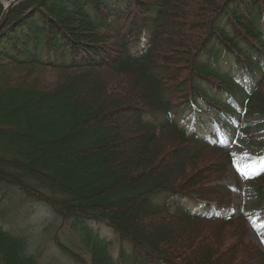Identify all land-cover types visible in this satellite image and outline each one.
Listing matches in <instances>:
<instances>
[{
	"label": "trees",
	"instance_id": "1",
	"mask_svg": "<svg viewBox=\"0 0 264 264\" xmlns=\"http://www.w3.org/2000/svg\"><path fill=\"white\" fill-rule=\"evenodd\" d=\"M4 9L0 3V21ZM263 21L264 0L15 3L0 27V61L13 70L0 85V200L3 186L17 187L70 220L74 238L59 245L78 264H264V252L246 241L245 206L228 205L212 219L169 201L176 193L227 201L229 192L210 183L236 154L215 141L217 132L206 139L176 117L195 111L199 99L226 132L231 112L264 114ZM186 26L185 40L174 42ZM43 71L69 80L39 86L24 78ZM117 115L129 118L141 144L136 160L118 162L114 173L102 170L89 146L101 143L94 124ZM241 136L264 156L250 125ZM69 150L78 154L68 157ZM167 157L174 158L162 172ZM252 182L264 200V172ZM138 202L147 234L131 208ZM157 219L168 225L164 238ZM171 231L185 240L170 241ZM24 241L0 225V264H44Z\"/></svg>",
	"mask_w": 264,
	"mask_h": 264
},
{
	"label": "rangeland",
	"instance_id": "2",
	"mask_svg": "<svg viewBox=\"0 0 264 264\" xmlns=\"http://www.w3.org/2000/svg\"><path fill=\"white\" fill-rule=\"evenodd\" d=\"M11 1L12 0H0V3L2 6H6ZM185 28L184 37L177 34L176 38H173L174 42L185 40V36L188 34V30H190L187 26ZM11 71L13 72L7 63L0 61V85L2 84L3 86V84H7L9 79L12 78L10 73ZM81 76L84 77L83 75ZM24 78L31 79L32 81L39 79L37 80L39 81V86H47L53 83L64 84L69 80L67 75L62 77V75L44 71L43 73H34L32 76H26ZM75 78L77 77L75 76ZM90 79L93 78L90 76ZM75 80H73V82H75ZM26 83L29 84L30 82ZM83 84L84 80L82 84L80 83L81 94L89 91L87 90L88 87H84L85 84ZM12 97H15L16 103H18L20 98H22L15 95ZM84 98L86 99V97ZM203 112L206 118L212 119L211 112L205 111V107H203ZM248 122L252 125L253 132L264 139V116H250L248 118ZM184 123L185 122H182V124ZM94 126L92 125V127H94L93 134L101 139V143L100 145L93 143L90 144L89 148L92 147L93 149V153L90 155L95 156L97 158V162L103 161V171L109 169V172L113 171L116 173L118 169L115 168V166L118 162L125 165L127 161L131 163L133 160H136L135 158L139 155L138 152L141 141L136 132L133 131L135 126H131V122L127 116H107L103 118L102 122H97ZM126 129H130V131L127 132ZM86 137H88V135ZM37 139L41 138L37 137ZM85 140L86 139L83 141ZM228 142L229 149L233 151L240 153L247 151L246 145L244 146L240 141L228 140ZM66 154L68 157H73L78 153L73 152V150H69ZM172 158L174 157L164 158L165 160H163L162 164L159 166L160 171H168V167L170 166L169 160ZM247 165L248 164L245 160L240 161L238 166L229 168V171L224 179L220 178V180H216L213 184L215 185L219 183L234 190L229 198V200L231 199V205L237 203L246 204L250 211L248 224L249 231L246 241L255 244L259 249L264 251V202H259L255 190L248 181L244 171V168ZM93 186L96 188V184ZM1 191L5 193V196L3 197V200H0V225H2L5 230L16 236H23L28 250L30 253H35L37 255L39 262H44V264L49 262H51V264H78L71 257L66 255L59 245V240L69 243V241L74 238L73 234H71L68 229V226H70V220H64L61 216L56 214L48 203L41 201L38 198L35 199L27 196L24 192L18 190L17 187L3 186ZM131 208L134 209L135 215L139 219L142 232L147 234L146 231L149 232L148 229H150V227L147 220L142 216L144 215L143 205L138 202L137 204L132 205ZM154 222L160 232L164 234L162 237H166L168 232H170L168 230V225H165L166 223L162 222L160 219H157ZM99 227L102 234H104L103 228H101V226ZM171 232L172 235L170 236V241L178 239L185 240V236L183 234H176L173 231ZM109 238L114 239L115 236L112 234ZM125 245L127 246L126 243ZM252 264H255V262Z\"/></svg>",
	"mask_w": 264,
	"mask_h": 264
},
{
	"label": "water",
	"instance_id": "3",
	"mask_svg": "<svg viewBox=\"0 0 264 264\" xmlns=\"http://www.w3.org/2000/svg\"><path fill=\"white\" fill-rule=\"evenodd\" d=\"M16 1H18V0H14L11 4H10V6H8L7 7V9H6V11H5V13H4V15H3V20H5L6 19V17H7V14H8V11H9V9H10V7L12 6V4L14 3V2H16Z\"/></svg>",
	"mask_w": 264,
	"mask_h": 264
},
{
	"label": "bare ground",
	"instance_id": "4",
	"mask_svg": "<svg viewBox=\"0 0 264 264\" xmlns=\"http://www.w3.org/2000/svg\"><path fill=\"white\" fill-rule=\"evenodd\" d=\"M130 78V77H129Z\"/></svg>",
	"mask_w": 264,
	"mask_h": 264
}]
</instances>
